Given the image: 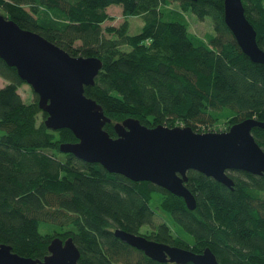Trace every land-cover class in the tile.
Instances as JSON below:
<instances>
[{
    "label": "trees",
    "instance_id": "obj_1",
    "mask_svg": "<svg viewBox=\"0 0 264 264\" xmlns=\"http://www.w3.org/2000/svg\"><path fill=\"white\" fill-rule=\"evenodd\" d=\"M241 1L264 50V0ZM113 3L124 19L102 25L113 18L106 9ZM187 10L209 15L212 31H191ZM0 13L70 54L100 58L84 93L110 117L103 127L111 135L125 116L197 131L223 130L246 116L264 119V62L239 47L223 0H0ZM130 14L142 19L137 32L128 31ZM0 77V241L14 251L42 257L58 234L72 236L78 264H193L147 256L113 234L118 226L194 251L207 245L224 264H264V172L228 170L229 187L190 168L184 183L195 206L188 208L149 180L60 150V142L76 140L72 131L45 125L37 94L32 89L24 101L18 87L25 80L1 57ZM251 132L264 149V129Z\"/></svg>",
    "mask_w": 264,
    "mask_h": 264
},
{
    "label": "water",
    "instance_id": "obj_2",
    "mask_svg": "<svg viewBox=\"0 0 264 264\" xmlns=\"http://www.w3.org/2000/svg\"><path fill=\"white\" fill-rule=\"evenodd\" d=\"M223 18L241 50L251 60L264 62V50L257 44L242 1L223 0ZM0 57L37 94V104L46 112L45 125L67 127L76 137L60 142V150L99 162L130 179L149 180L182 197L188 208L195 206V197L184 183L190 168L229 187L233 181L228 170L264 172V149L251 132L253 126L264 129V119L246 116L223 130L197 131L178 124L146 125L137 117L125 116L113 123L115 135H111L103 127L110 117L84 93V85L91 84L101 68L98 56L70 54L0 13ZM112 232L158 261L224 264L207 245L194 251L118 226ZM78 257L79 249L70 235L52 236L42 257L20 254L0 241V264H78Z\"/></svg>",
    "mask_w": 264,
    "mask_h": 264
},
{
    "label": "rangeland",
    "instance_id": "obj_3",
    "mask_svg": "<svg viewBox=\"0 0 264 264\" xmlns=\"http://www.w3.org/2000/svg\"><path fill=\"white\" fill-rule=\"evenodd\" d=\"M175 4V3H173ZM107 11L113 15V18L104 20L101 24L105 25L107 23H113L118 24L123 19L124 16L122 14L121 8L119 5H116V3L110 4L108 7H106ZM187 22H188V28L195 32L196 34L203 36L205 32L212 31V24L209 15H204L203 18H198L192 11L187 10L184 12ZM127 20L129 23L128 31L129 32H137L142 24V19L139 17V15L130 14L127 16ZM4 83V80L0 77V85ZM18 91L21 95V97L24 99V101H28L33 98L34 94L32 91L31 86L27 82H23L19 85ZM215 127L221 128L223 127L222 124H216L213 125ZM162 218L159 215H155L154 220L159 221ZM40 231H44L46 228L43 226V223L40 222L38 226Z\"/></svg>",
    "mask_w": 264,
    "mask_h": 264
},
{
    "label": "crops",
    "instance_id": "obj_4",
    "mask_svg": "<svg viewBox=\"0 0 264 264\" xmlns=\"http://www.w3.org/2000/svg\"><path fill=\"white\" fill-rule=\"evenodd\" d=\"M116 5H119V4H116ZM120 6V5H119ZM108 7V6H107ZM120 8H121V6H120Z\"/></svg>",
    "mask_w": 264,
    "mask_h": 264
}]
</instances>
